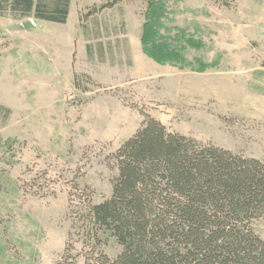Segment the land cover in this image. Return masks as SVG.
Instances as JSON below:
<instances>
[{
  "label": "rangeland",
  "instance_id": "rangeland-1",
  "mask_svg": "<svg viewBox=\"0 0 264 264\" xmlns=\"http://www.w3.org/2000/svg\"><path fill=\"white\" fill-rule=\"evenodd\" d=\"M148 1L69 0L65 23L36 17L37 0L0 5V264L120 253L106 234L93 244L85 212L146 116L264 162V0H155L156 38L183 56L165 64L143 51ZM252 228L264 240V219Z\"/></svg>",
  "mask_w": 264,
  "mask_h": 264
},
{
  "label": "trees",
  "instance_id": "trees-1",
  "mask_svg": "<svg viewBox=\"0 0 264 264\" xmlns=\"http://www.w3.org/2000/svg\"><path fill=\"white\" fill-rule=\"evenodd\" d=\"M68 1L46 7L37 0L35 15L65 23ZM2 4L28 13L34 0ZM161 9V1H148L143 51L161 64L183 62L178 49L156 38L167 28ZM112 158L118 173L111 195L89 204L85 218L94 245L106 234L121 251L115 258L98 253L87 264H264V240L252 228L264 219V162L170 132L149 116Z\"/></svg>",
  "mask_w": 264,
  "mask_h": 264
}]
</instances>
